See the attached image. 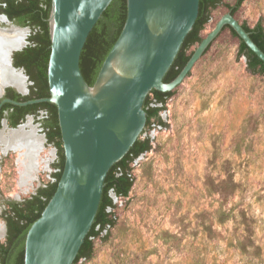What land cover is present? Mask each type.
Segmentation results:
<instances>
[{"label": "rangeland", "instance_id": "obj_1", "mask_svg": "<svg viewBox=\"0 0 264 264\" xmlns=\"http://www.w3.org/2000/svg\"><path fill=\"white\" fill-rule=\"evenodd\" d=\"M227 13L213 10L201 37ZM234 18L264 28V0H243ZM160 116L165 126L153 123L143 138L150 151L130 165L128 197H112L114 227L77 264H264V76L248 71L229 30ZM21 127L44 136L31 119ZM13 131L4 125L0 135ZM2 149L0 142L4 226L7 203H22L51 182L57 158L45 141L40 158L48 168L21 191L17 153Z\"/></svg>", "mask_w": 264, "mask_h": 264}, {"label": "water", "instance_id": "obj_2", "mask_svg": "<svg viewBox=\"0 0 264 264\" xmlns=\"http://www.w3.org/2000/svg\"><path fill=\"white\" fill-rule=\"evenodd\" d=\"M111 2L51 0L47 20L51 41L47 66L49 97L21 103L8 99L0 102V108L4 103L55 105L64 152V168L56 191L26 234L24 264H73L94 222L110 168L128 153L140 135L142 140L148 132L144 130L146 96L152 90L173 91L172 95L181 90L228 30L221 32L224 26L232 28L264 63V53L242 24L227 13L195 48L179 74L164 83L196 22L199 0H126L122 31L95 83L89 86L80 71L81 52ZM2 18L7 21L5 16ZM13 29L30 33L29 28L16 26L2 28L0 33L8 34ZM28 45L26 40L22 47L9 48L6 55L7 67L24 78L23 91L3 85L0 99L8 87L21 95L28 93L24 71L12 64L14 53ZM43 140L46 141L44 136ZM111 196L115 197L113 193Z\"/></svg>", "mask_w": 264, "mask_h": 264}, {"label": "trees", "instance_id": "obj_3", "mask_svg": "<svg viewBox=\"0 0 264 264\" xmlns=\"http://www.w3.org/2000/svg\"><path fill=\"white\" fill-rule=\"evenodd\" d=\"M242 2L243 0H236L234 5H228L223 3L222 0H199V13L196 22L166 73L163 79L164 83L171 82L179 74L195 50H192V48H196L203 40L201 32L209 22L211 12L219 6H225L228 9V13L234 17ZM50 10L51 0H0V13L6 15L10 20L16 19L21 26H28L34 32L28 38L29 45L22 51L14 53V67L23 68L25 74L32 82L30 93L27 96H21L13 89H7V92L15 94L16 100L27 101L49 97L47 66L51 41L47 20ZM126 15V0H112L90 32L79 61L81 74L89 86L95 83L105 58L117 41L124 26ZM241 24L243 29L249 33L253 43L264 53V28L261 22H258L252 28L246 23ZM225 29H228L231 35L237 39L238 56L245 57L248 71L252 74L264 76V63L247 48L232 28L224 26L221 32ZM213 41L202 56L208 51ZM189 74L190 72L187 76ZM172 93L173 91L160 92L156 90L149 92L143 104V109L146 113L144 130L150 128L153 123L160 127L165 126L160 113L164 110L166 101L172 96ZM9 108H13L15 112L25 111L26 113L35 112L36 110L46 111L47 117L43 121L42 127L47 143L54 146L57 155L56 161L52 164L54 169L51 174L52 182L39 187L30 198L22 203L8 202V208L2 216L7 233L5 241L0 242V264H24L26 234L31 225L39 219L56 191L64 168V152L55 105L48 102L25 107L4 104L0 110V118L3 111ZM16 125L17 122L11 124L12 127ZM140 136L128 153L110 168L104 181L94 222L73 264H76L81 259H90L93 255V240L98 238L103 231L114 227L115 220L112 218L113 215L111 213L114 209V204L111 193L117 198L128 197L134 183L130 165L134 160L151 149L150 139L141 140Z\"/></svg>", "mask_w": 264, "mask_h": 264}, {"label": "bare ground", "instance_id": "obj_4", "mask_svg": "<svg viewBox=\"0 0 264 264\" xmlns=\"http://www.w3.org/2000/svg\"><path fill=\"white\" fill-rule=\"evenodd\" d=\"M29 36L26 29H13L10 33H0V87L12 85L18 90L24 89V78L20 73L10 70L7 67V50L25 45ZM0 142L3 146L2 152L12 149L17 153L18 185L21 191H26L36 181L40 167L48 168L49 160L40 158V153L44 148L43 137L37 136L34 129L24 131L19 127L6 136L0 135ZM4 226L0 223V239L4 237Z\"/></svg>", "mask_w": 264, "mask_h": 264}, {"label": "flooded vegetation", "instance_id": "obj_5", "mask_svg": "<svg viewBox=\"0 0 264 264\" xmlns=\"http://www.w3.org/2000/svg\"><path fill=\"white\" fill-rule=\"evenodd\" d=\"M2 16H5L7 18L6 15L0 13V25H4L5 26V27L0 26V29H2V28H10L12 26L24 27V28L27 27V28L30 29V32H31V28L30 27L21 26L16 19L10 20V19L7 18V21H6V20H4L2 18ZM31 34H32V32H31ZM31 34L29 33V36H27V40H28V38L30 37ZM14 63H15V60H14V55H13V58H12L13 66H14ZM19 69H22L24 71L23 68H19ZM24 74H25V71H24ZM26 77H27L26 84H27V88H28V93L26 95H21L15 89L8 87V88L5 89V93L2 96V98L0 99V102L3 99H8V100H11V101H14V102H17V103L30 101V100H27V101L16 100V96H15V94L13 92H7V89H13L17 94H19L21 96L29 95L30 86L32 85V82L30 81V79H29V77L27 75H26ZM34 100H36V99H34ZM4 104H11V103H4ZM4 104H2V106ZM11 105H13V104H11ZM31 105H33V104H31ZM2 106H1V108H2ZM13 106H16V105H13ZM26 106H28V105H26ZM16 107H25V106H16ZM1 108H0V110H1ZM46 117H47V113L44 110H36L35 112L26 113L25 111L15 112V110L13 108L5 109L3 111L2 117L0 118V132L4 128V125H5V128L10 132V131H13V130L17 129L19 126H21L25 122H27V120L31 119V121L33 123H35L39 127L40 132H43L44 138L46 140L45 132H44L43 127H42L43 121L46 119ZM15 122H17V125L15 127H12L11 124H13ZM46 144L47 145H51V144H48L47 141H46ZM51 146H53V145H51ZM56 158H57V155H56ZM51 182H52V180H51ZM5 227H6V225H5ZM6 233H7V230H6ZM6 233H5V236H4V241L6 239Z\"/></svg>", "mask_w": 264, "mask_h": 264}]
</instances>
